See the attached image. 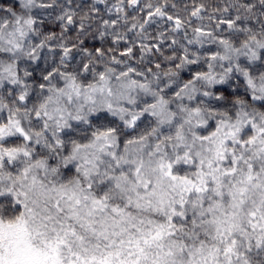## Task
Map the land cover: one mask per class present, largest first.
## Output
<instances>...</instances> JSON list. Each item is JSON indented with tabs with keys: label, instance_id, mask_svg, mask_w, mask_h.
I'll use <instances>...</instances> for the list:
<instances>
[{
	"label": "snow or ice",
	"instance_id": "obj_1",
	"mask_svg": "<svg viewBox=\"0 0 264 264\" xmlns=\"http://www.w3.org/2000/svg\"><path fill=\"white\" fill-rule=\"evenodd\" d=\"M0 264H264V0H0Z\"/></svg>",
	"mask_w": 264,
	"mask_h": 264
},
{
	"label": "rangeland",
	"instance_id": "obj_2",
	"mask_svg": "<svg viewBox=\"0 0 264 264\" xmlns=\"http://www.w3.org/2000/svg\"><path fill=\"white\" fill-rule=\"evenodd\" d=\"M88 43H89V44H92L93 42H92V41H89Z\"/></svg>",
	"mask_w": 264,
	"mask_h": 264
}]
</instances>
